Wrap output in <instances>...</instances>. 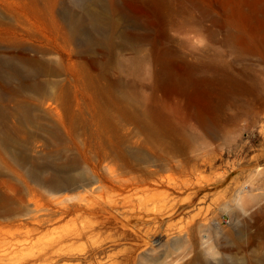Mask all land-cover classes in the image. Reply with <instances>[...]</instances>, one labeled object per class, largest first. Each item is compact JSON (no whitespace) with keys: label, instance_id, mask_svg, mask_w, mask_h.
<instances>
[{"label":"rangeland","instance_id":"obj_1","mask_svg":"<svg viewBox=\"0 0 264 264\" xmlns=\"http://www.w3.org/2000/svg\"><path fill=\"white\" fill-rule=\"evenodd\" d=\"M256 16L264 0L255 11L241 0H0V60L24 61L49 89L70 91L67 100L31 103L20 143L0 158V192L34 186L30 208L29 197L73 196L78 189L49 191L27 174L32 165L50 177L71 160L78 164L66 172L132 187L116 211L127 224L88 217L93 237L61 240L86 217L34 227L26 209L0 216V264H264V26H254ZM168 72L175 87L163 82Z\"/></svg>","mask_w":264,"mask_h":264},{"label":"bare ground","instance_id":"obj_2","mask_svg":"<svg viewBox=\"0 0 264 264\" xmlns=\"http://www.w3.org/2000/svg\"><path fill=\"white\" fill-rule=\"evenodd\" d=\"M221 1L227 4L230 0ZM241 1L252 11L257 10L260 2V0ZM234 20L236 21V19ZM253 22L254 26H264V17L256 16ZM40 74L36 67L30 66L24 61H15L10 58L0 60V158L3 157V151L9 144L18 145L20 143L21 137L19 132L22 129V124L31 121V103H42L46 97L50 98L51 95V98L58 101L67 100L70 96V91L63 84L56 89L53 88L54 90L49 89V84L45 79L39 77ZM163 82L169 87H175L179 84L171 72L166 73ZM181 85L188 88L193 94L202 92V85L197 82L191 85L188 82V86H185L184 83ZM71 116L74 118V121L79 122V113H73ZM13 118H15L17 123L15 122L13 128H10L7 121L9 119L13 120ZM12 159L18 162L16 154L13 155ZM77 164V160H71L66 164L60 163L54 168L50 177L42 175L31 165L27 170V174L29 179L34 183L49 191H71L78 189L76 194L73 196L65 195L61 199L43 204L39 202V198L34 199L33 197H29V200L34 201V207L30 208L26 205L24 199L26 192L35 191L36 188L34 186L29 185L27 191L19 188L17 192L12 194L0 192V216L7 217L13 212L26 209V213H29V220L34 227L47 225L55 219L67 216H71V219L75 220L76 218L97 217L98 215L105 214L107 215L105 222L109 218L118 219L116 211L126 209L123 207L127 205L126 203L129 201V197H131V192L129 193V191H131L132 187H129L128 183L124 181L112 178L109 174L105 176H99L95 173H93V176L88 175L83 168L76 172L72 170L66 172L65 167L73 169ZM98 190L105 192L106 195L103 196ZM40 206H42V209L38 208ZM118 221L122 225L127 224V222L121 219H118ZM97 232L98 230L94 226V223L90 221V223H85V225L65 234L61 240L77 239L85 236L93 237ZM59 247L61 250H64L66 245ZM66 250L70 253L72 249L66 248ZM155 256L157 255L155 254ZM155 256H153L154 259H158Z\"/></svg>","mask_w":264,"mask_h":264}]
</instances>
